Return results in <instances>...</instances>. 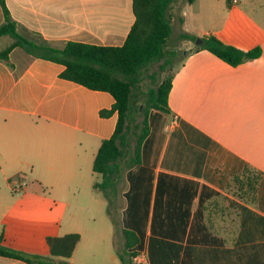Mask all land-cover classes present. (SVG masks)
<instances>
[{
	"label": "crops",
	"instance_id": "1",
	"mask_svg": "<svg viewBox=\"0 0 264 264\" xmlns=\"http://www.w3.org/2000/svg\"><path fill=\"white\" fill-rule=\"evenodd\" d=\"M3 1L21 29L55 47L122 46L136 20L133 0ZM229 12L202 36L262 54L234 67L206 50L185 49L172 71L171 114L150 113L142 163L126 173L119 197L121 226L140 241L136 264H264V0L235 1ZM11 42L1 37L0 51ZM63 70L21 48L9 53V64L0 60L3 245L49 257L47 237L78 233L71 264H121L122 238L93 189L94 159L118 120L100 111L115 100L62 79ZM245 166L262 174L256 207L224 192L228 177ZM18 177L26 187L18 189ZM219 195L226 200L214 223L230 229L234 219L231 244L205 222L204 206ZM0 264L27 263L0 256Z\"/></svg>",
	"mask_w": 264,
	"mask_h": 264
},
{
	"label": "trees",
	"instance_id": "2",
	"mask_svg": "<svg viewBox=\"0 0 264 264\" xmlns=\"http://www.w3.org/2000/svg\"><path fill=\"white\" fill-rule=\"evenodd\" d=\"M178 0H133L136 17L125 43L122 46H97L80 42H67L63 47H55L21 29L11 18L3 0L0 4L5 21L0 25V38L8 36L12 42L0 51V60L9 64V53L21 48L27 54L64 66L62 79L79 84L87 89L103 91L112 95L115 102L110 110H101V117L117 113L118 120L113 135L104 140L93 162V171L99 180L93 189L104 195L106 212L114 225V232L122 238L117 246L121 264H136L140 243L133 230L121 226L119 221L120 193L123 191L126 173L142 163V145L150 133L149 117L152 111L171 114L168 96L172 88L174 72L167 75L156 88L141 89L144 71L152 64L164 61L162 70L171 64L175 52L167 50L173 26L170 9ZM195 0H187L193 4ZM188 38L187 34L183 35ZM195 40V39H194ZM194 50H206L230 66H238L261 56L260 47L241 50L223 43L214 35L203 36L202 44ZM262 174L253 167L245 166L240 173L232 174L225 182L224 192L236 197L247 205L259 204V189ZM226 197L219 195L204 206L205 222L210 230L222 235L231 244L236 236L234 219L230 229L219 230L214 223L218 204ZM221 213L232 214V210L221 208ZM237 214L235 213V216ZM0 234V256L23 261L27 264H71L80 234L70 233L61 237H47L50 256L26 254L3 245Z\"/></svg>",
	"mask_w": 264,
	"mask_h": 264
},
{
	"label": "rangeland",
	"instance_id": "3",
	"mask_svg": "<svg viewBox=\"0 0 264 264\" xmlns=\"http://www.w3.org/2000/svg\"><path fill=\"white\" fill-rule=\"evenodd\" d=\"M235 1L239 0H222L221 3L219 0H196L193 4H188L187 0H178L170 9L173 32L167 43V50L175 52L173 61L164 70L160 68L164 61L150 65L144 71L141 89L147 91L149 88H156L181 63L185 49L195 48L196 40L202 39V34L216 22L223 21L227 17L230 19V5ZM184 34H187L188 38H184ZM16 182H19L18 186H21L19 189L28 184L26 180L19 177ZM100 194L103 202L107 204L104 195ZM103 214L107 215L106 210Z\"/></svg>",
	"mask_w": 264,
	"mask_h": 264
},
{
	"label": "water",
	"instance_id": "4",
	"mask_svg": "<svg viewBox=\"0 0 264 264\" xmlns=\"http://www.w3.org/2000/svg\"><path fill=\"white\" fill-rule=\"evenodd\" d=\"M201 44H202V39H197V40H196V44H195V45H197V46H198V45H201Z\"/></svg>",
	"mask_w": 264,
	"mask_h": 264
},
{
	"label": "built area",
	"instance_id": "5",
	"mask_svg": "<svg viewBox=\"0 0 264 264\" xmlns=\"http://www.w3.org/2000/svg\"><path fill=\"white\" fill-rule=\"evenodd\" d=\"M19 187H21V186H19ZM19 187H18V189H19Z\"/></svg>",
	"mask_w": 264,
	"mask_h": 264
}]
</instances>
